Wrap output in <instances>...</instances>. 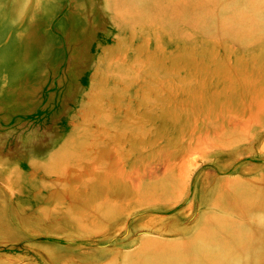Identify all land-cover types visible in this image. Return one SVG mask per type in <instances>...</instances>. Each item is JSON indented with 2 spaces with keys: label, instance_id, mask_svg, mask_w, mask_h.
<instances>
[{
  "label": "rangeland",
  "instance_id": "374dc122",
  "mask_svg": "<svg viewBox=\"0 0 264 264\" xmlns=\"http://www.w3.org/2000/svg\"><path fill=\"white\" fill-rule=\"evenodd\" d=\"M0 264H264V0H0Z\"/></svg>",
  "mask_w": 264,
  "mask_h": 264
},
{
  "label": "bare ground",
  "instance_id": "6f19581e",
  "mask_svg": "<svg viewBox=\"0 0 264 264\" xmlns=\"http://www.w3.org/2000/svg\"><path fill=\"white\" fill-rule=\"evenodd\" d=\"M245 132V131H244ZM247 133V132H246ZM247 138V137H246Z\"/></svg>",
  "mask_w": 264,
  "mask_h": 264
}]
</instances>
